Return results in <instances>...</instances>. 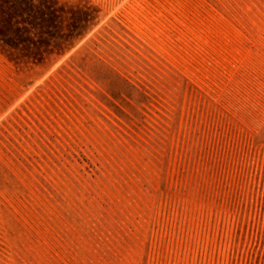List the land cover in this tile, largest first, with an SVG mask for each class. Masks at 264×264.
I'll use <instances>...</instances> for the list:
<instances>
[{"label": "rangeland", "instance_id": "1", "mask_svg": "<svg viewBox=\"0 0 264 264\" xmlns=\"http://www.w3.org/2000/svg\"><path fill=\"white\" fill-rule=\"evenodd\" d=\"M57 1L71 49L0 43V264H264V0Z\"/></svg>", "mask_w": 264, "mask_h": 264}, {"label": "trees", "instance_id": "2", "mask_svg": "<svg viewBox=\"0 0 264 264\" xmlns=\"http://www.w3.org/2000/svg\"><path fill=\"white\" fill-rule=\"evenodd\" d=\"M66 6L57 0H0V43L13 61H43L62 54L84 36V31L63 28ZM75 32V34H74Z\"/></svg>", "mask_w": 264, "mask_h": 264}]
</instances>
